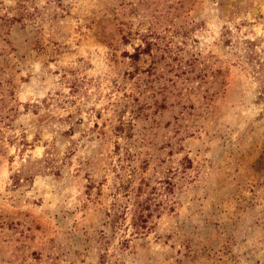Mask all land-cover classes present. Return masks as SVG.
Segmentation results:
<instances>
[{"label": "rangeland", "instance_id": "rangeland-1", "mask_svg": "<svg viewBox=\"0 0 264 264\" xmlns=\"http://www.w3.org/2000/svg\"><path fill=\"white\" fill-rule=\"evenodd\" d=\"M0 264H264V0H0Z\"/></svg>", "mask_w": 264, "mask_h": 264}]
</instances>
